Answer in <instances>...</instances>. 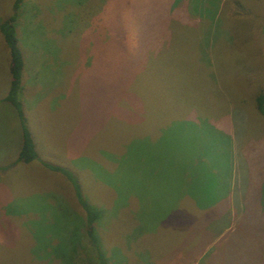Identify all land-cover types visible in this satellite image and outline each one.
Listing matches in <instances>:
<instances>
[{"label": "rangeland", "instance_id": "374dc122", "mask_svg": "<svg viewBox=\"0 0 264 264\" xmlns=\"http://www.w3.org/2000/svg\"><path fill=\"white\" fill-rule=\"evenodd\" d=\"M12 2L36 156L0 34V264H62L78 192L109 264H264V0Z\"/></svg>", "mask_w": 264, "mask_h": 264}, {"label": "trees", "instance_id": "16d2710c", "mask_svg": "<svg viewBox=\"0 0 264 264\" xmlns=\"http://www.w3.org/2000/svg\"><path fill=\"white\" fill-rule=\"evenodd\" d=\"M20 1L21 0H13V11H16ZM14 19L15 12L8 18L0 22V34L2 36L5 48L7 49L9 59V82L3 100L12 105L18 117L20 118V141L17 150L16 161L26 163L36 156V152L30 133L22 122L20 103L16 98V93L19 89L20 72L23 66V60L21 52L17 46L16 36L12 25ZM130 33V31L125 30L116 32L117 42L119 41L118 43L122 48L125 44H127L128 46L131 45L129 43L131 41L128 37ZM253 102L256 111L260 115L264 116V86L257 89V92L253 97ZM76 195L78 198L77 201L79 202L83 210V223L81 224L83 231L82 238L69 240L67 251H65L67 253V256L66 253H62L57 255L58 258L56 259L62 264H76V261H78L79 264H109L108 258L104 255L102 249L100 248V244L95 234L94 221L99 217V213L95 208L88 206V204H86L81 199V197L79 196V192L76 193ZM191 206L193 207V209H196L195 205ZM196 210L198 211L199 209ZM237 210L238 214L239 208H237ZM50 257L51 260L52 257L55 258V256L53 255Z\"/></svg>", "mask_w": 264, "mask_h": 264}]
</instances>
